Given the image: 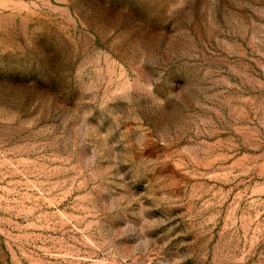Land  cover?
I'll list each match as a JSON object with an SVG mask.
<instances>
[{"label":"rangeland","instance_id":"rangeland-1","mask_svg":"<svg viewBox=\"0 0 264 264\" xmlns=\"http://www.w3.org/2000/svg\"><path fill=\"white\" fill-rule=\"evenodd\" d=\"M0 264H264V0H0Z\"/></svg>","mask_w":264,"mask_h":264}]
</instances>
